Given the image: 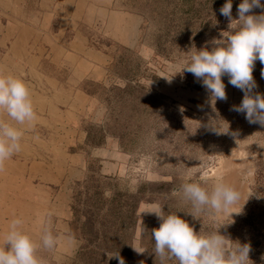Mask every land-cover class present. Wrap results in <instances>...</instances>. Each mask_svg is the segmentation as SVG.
I'll return each mask as SVG.
<instances>
[{
	"label": "rangeland",
	"instance_id": "obj_1",
	"mask_svg": "<svg viewBox=\"0 0 264 264\" xmlns=\"http://www.w3.org/2000/svg\"><path fill=\"white\" fill-rule=\"evenodd\" d=\"M225 2L0 0V71L26 83L38 117L34 127L0 117L24 130L29 151L10 159L27 166L11 170L0 212L23 220L37 243L50 227L58 240L38 251L44 264H119L117 253L125 264H161L157 204L200 235L221 226L251 246L249 264H264V127L233 110L244 93L227 76V99L213 102L180 72L238 28L220 13ZM241 2L232 0L233 20ZM262 68L256 61L254 92L264 95ZM185 183L209 192L223 183L240 198L222 215L192 216L174 194Z\"/></svg>",
	"mask_w": 264,
	"mask_h": 264
},
{
	"label": "clouds",
	"instance_id": "obj_2",
	"mask_svg": "<svg viewBox=\"0 0 264 264\" xmlns=\"http://www.w3.org/2000/svg\"><path fill=\"white\" fill-rule=\"evenodd\" d=\"M256 8L264 12L261 0H242L237 7L238 20H233L232 0H226L220 13L231 23L240 22L238 28L228 31L225 39L216 40L210 50H195L180 72L191 73L201 81L213 102L227 99L222 82V77L227 76L228 83L244 93L240 105L233 106V110L243 113L250 124L258 123L264 127V95L254 92L257 88L253 77L255 62L264 65V14H253ZM261 77L264 78V68ZM3 114L16 125L27 127H34L38 118L26 83L0 71V117ZM24 134L22 128L0 118V173L5 171V162L22 150ZM248 174H252V171L249 170ZM174 194L191 204L194 210L192 216L222 215L240 198L238 191L223 183H216L210 192L199 183H185ZM154 207L157 211L152 213L157 216L160 225L152 230L151 237L154 253L161 264H166L168 260H175L177 264H249L251 246L234 243L221 235V226L211 234L200 235L176 213L166 214L159 204ZM241 211L242 207L239 213ZM23 224L24 221L19 218L11 220L0 243V264H44L38 251L41 248H55L58 237L53 235L49 226H42L40 242L37 243L25 233ZM233 243L235 247H232ZM134 250L137 253L146 251ZM114 257L119 259V264H125L118 253Z\"/></svg>",
	"mask_w": 264,
	"mask_h": 264
},
{
	"label": "crops",
	"instance_id": "obj_3",
	"mask_svg": "<svg viewBox=\"0 0 264 264\" xmlns=\"http://www.w3.org/2000/svg\"><path fill=\"white\" fill-rule=\"evenodd\" d=\"M29 151H26L25 149L21 150V153H27ZM22 158V157H20ZM27 161L26 160H22V159H16V161H12V160H8L5 162V171L3 173H0V182H2V184H0V200H2V204L5 205L4 203V199L7 198V196L5 195V192H2V188H4V184L8 183V182H13L15 179L13 177H15L14 175L16 174H12L13 169H15L17 171L22 172V168L24 169L23 174L25 173V167L27 166ZM23 174H18L21 175V178H23ZM25 181V180H24ZM8 204V203H7ZM13 212H9L6 217L4 216V214L2 212H0V229H6L7 227H9V224L12 220V216L10 215ZM4 229V230H5Z\"/></svg>",
	"mask_w": 264,
	"mask_h": 264
}]
</instances>
